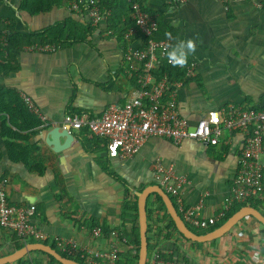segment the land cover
I'll return each mask as SVG.
<instances>
[{
	"label": "crops",
	"instance_id": "1",
	"mask_svg": "<svg viewBox=\"0 0 264 264\" xmlns=\"http://www.w3.org/2000/svg\"><path fill=\"white\" fill-rule=\"evenodd\" d=\"M21 3L0 0V21L9 25V20H15L18 33L43 31L67 20L94 28L84 42L69 43L52 52L23 46L12 51L10 64L0 69V89L13 90L21 99L28 97L42 116L37 117L45 122V127L28 139L30 146L39 149L34 158L43 159L44 171L38 175L9 158L0 121V180L7 181L5 193L10 205L35 206L32 220L43 235L35 243L59 250L57 240L63 239L74 242L78 249L104 250L117 237L119 254L132 263L135 251H129L128 237L138 212L133 198H125L124 188L111 173L122 178L135 195L137 187L156 184V161L174 166L185 178L181 192L184 209H199L200 219L220 214L232 195L242 133L223 129L219 143L208 147L193 140L174 145L164 138H150L124 161L111 157L107 147L99 149L101 141L86 130L75 132L76 143L61 153H54L45 144V131L60 127L70 113L96 116L110 104L126 102L132 89L121 72L127 45L119 33L107 34L111 28L106 21L93 25L88 9H74L72 0L34 16L22 12ZM260 4L264 5V0L143 1L144 12L159 23L157 39L167 38L165 33L169 32L173 44L177 39L196 43V53L187 64L194 66L195 75L177 92L178 111L189 123L213 111L225 118L229 104L253 110L264 107V13ZM132 44L139 45L140 39ZM87 142L92 144L87 146ZM254 204L264 216V196ZM181 218L184 221L183 215ZM153 226L147 219V229L154 232ZM97 228L105 234L95 237ZM150 240L157 245L156 251L179 264H264V226L251 217L242 219L220 239L198 247L175 233L167 238L150 235ZM28 243L0 228V260ZM48 262L40 251H33L13 264Z\"/></svg>",
	"mask_w": 264,
	"mask_h": 264
},
{
	"label": "built area",
	"instance_id": "2",
	"mask_svg": "<svg viewBox=\"0 0 264 264\" xmlns=\"http://www.w3.org/2000/svg\"><path fill=\"white\" fill-rule=\"evenodd\" d=\"M184 1L174 0L176 3ZM128 2L131 5L133 25L122 35V41L127 47L121 68L124 78L134 81L135 86L123 105L110 104L96 116L67 115L60 129L69 133L87 130L93 137L104 141L108 154L120 161L133 157L150 138H164L174 145H180L184 140H193L202 145L216 146L223 129L229 133H242L243 147L238 157L236 175L232 180V195L217 216L200 219L199 209H184L181 192L185 178L177 173L174 166H164L160 161L153 163V180L156 185L174 199L185 222L195 229L205 231L224 217L233 202H246L264 196V107L253 110L229 104L225 118L221 117L220 112L213 111L200 118L196 127L191 129L189 121L178 111L177 92L183 87L185 80L195 75L194 66L189 64L184 68L175 67L184 71V77L180 80H170L166 74L158 79L155 72L163 64L172 67L163 54V50L173 44L172 40L157 39V19L145 13L138 1ZM77 7L75 3L74 9ZM260 7L264 13V5L260 4ZM86 8L95 26L101 21H106L109 15L108 12L102 11L97 0H89ZM107 34L114 35V31L110 29ZM136 38L140 39L137 46L132 44ZM30 48L52 52L57 47L44 45ZM5 52L8 53L9 49ZM22 100L30 113L42 118L28 97L23 96ZM6 183V180H0V228L13 233L21 243L40 240L43 235L32 220L35 206L10 205L5 193ZM93 235L100 237V228H97ZM113 235L116 236L115 233ZM118 242L116 237L104 250H88L78 249L74 242L58 239L57 247L69 256H79L88 264H115L120 253ZM150 260L149 264H179L165 258L158 251L152 253Z\"/></svg>",
	"mask_w": 264,
	"mask_h": 264
},
{
	"label": "trees",
	"instance_id": "3",
	"mask_svg": "<svg viewBox=\"0 0 264 264\" xmlns=\"http://www.w3.org/2000/svg\"><path fill=\"white\" fill-rule=\"evenodd\" d=\"M77 3L79 9L85 10L87 2L89 0H72ZM99 6L103 12H108L109 15L106 17V24L109 28L113 29L114 32L119 33V37L122 40V35L125 31L133 25V21L130 20L131 15V5L128 0H97ZM138 1L142 5L144 0H134ZM65 2V0H22L20 10L31 16L49 12L53 7L58 6ZM10 24L5 25L0 21V69H2L4 64H10V57L12 51L18 50L23 46L33 47V46H44V45H54L58 47H64L65 45L73 42H84L86 38L93 33L94 28L90 25L82 26L77 24L73 20H67L63 24L54 25L46 30L32 32L29 34H21L14 28L15 20H9ZM159 24V23H158ZM159 30V29H158ZM9 49L6 53L5 50ZM122 75L124 77V71L121 68ZM164 74L167 75L170 80H180L184 77V71L181 69H176L168 65L163 64L156 72L155 76L159 79ZM126 80V79H125ZM128 81V80H126ZM135 86L134 81H128ZM76 114V113H70ZM2 116V117H1ZM0 121L2 125L1 135L5 139V145L9 154V158L14 162H22L25 164L30 172L41 175L44 171L43 159L34 158V155H38L39 149L37 146H30L28 144V139L31 135H34L37 129L45 127V122L41 121L37 116L30 113L26 104L23 100L13 91V90H1L0 89ZM85 130V129H84ZM87 131V130H86ZM93 137V136H92ZM96 141H101L102 146L99 149H105L106 144L101 139L95 138ZM92 144L87 142V146ZM94 145L95 142L93 143ZM91 150L93 148L91 147ZM112 178L121 184L124 188L125 198H133L134 208L137 210V197L131 195L130 189L126 182L116 174L111 173ZM156 185V184H154ZM145 188V186H139L135 191L140 192ZM173 204L174 199L170 197ZM254 199L246 202H233L230 209L224 215L223 218L219 220L213 227L208 228L205 231H199L192 226L186 224L187 227L194 233L198 235H203L205 233L211 232L214 229L221 226L228 218H230L235 212L245 206L253 207L257 210V206L254 204ZM128 203L125 201V206ZM146 212L147 219L153 222L154 232L148 228L147 229V249L148 252L156 251L157 245L151 243L150 235L157 238L164 236L168 237L170 234L175 233L183 241L191 243L195 246H200L201 244L196 242H190L183 238V236L177 231L176 226L166 211V208L162 202V199L155 193L148 196L146 202ZM161 215V218H160ZM182 217V214L179 213ZM158 224H165L164 227L159 228ZM155 227V228H154ZM101 232H105L101 229ZM153 232V233H152ZM130 237H128V246L131 250L135 251V254L131 256L132 263L129 261H124L123 255L119 254V259L115 264H137L138 261V251L140 245L139 237V226H138V214L134 216V225L130 232ZM165 233V234H164ZM105 234V233H104ZM163 234V235H162ZM30 243H35L31 240ZM23 244L17 248H21ZM62 257L73 259L76 262L84 264V261L79 258V256H69L64 252L58 250L55 246H52ZM44 254L48 258L49 264H60L53 257ZM126 255V254H125ZM151 255H148V258ZM171 259L172 257H166ZM150 260V259H149ZM147 261V264L149 263ZM21 263V262H20Z\"/></svg>",
	"mask_w": 264,
	"mask_h": 264
},
{
	"label": "water",
	"instance_id": "4",
	"mask_svg": "<svg viewBox=\"0 0 264 264\" xmlns=\"http://www.w3.org/2000/svg\"><path fill=\"white\" fill-rule=\"evenodd\" d=\"M196 125H197V121L189 123L191 129L195 128ZM44 142L48 147H50V149L54 153H61L71 148V146L76 143V138L74 133L63 131L60 129V127L57 126L45 131ZM152 193L157 194L162 199L166 211L173 220L177 231L183 236L184 239L190 242L205 244L220 239L221 237L226 235L229 231H231V229L236 224H238L242 219L246 217H251L254 220H256L259 224L264 226V216L255 208L250 206H245L239 209L237 212H235L218 228L203 235H198L192 232L187 227L181 216L176 211L171 198L166 193H164L159 186L157 185L147 186L142 191L135 192V196L137 197L138 226H139V237H140L137 264H147L148 249H147L146 202L148 196ZM33 251L43 252L53 257L60 264H81L79 262L74 261L73 259L62 257L56 250L42 243L25 244L21 249L15 251L13 254L7 256L6 258L1 259L0 264H13L17 261H20L26 255H28L30 252Z\"/></svg>",
	"mask_w": 264,
	"mask_h": 264
},
{
	"label": "clouds",
	"instance_id": "5",
	"mask_svg": "<svg viewBox=\"0 0 264 264\" xmlns=\"http://www.w3.org/2000/svg\"><path fill=\"white\" fill-rule=\"evenodd\" d=\"M165 36L169 40L173 39L171 33L169 32H166ZM195 53L196 43L192 39H177L174 44L169 45L163 50V54L167 59L168 63L174 68H184L185 66H187L189 57L195 55Z\"/></svg>",
	"mask_w": 264,
	"mask_h": 264
}]
</instances>
